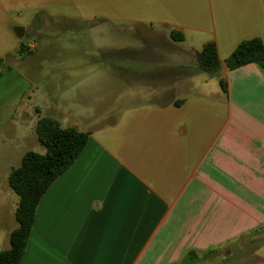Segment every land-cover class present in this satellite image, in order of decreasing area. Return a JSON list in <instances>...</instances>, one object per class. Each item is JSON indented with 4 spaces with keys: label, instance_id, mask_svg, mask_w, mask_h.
<instances>
[{
    "label": "crops",
    "instance_id": "obj_1",
    "mask_svg": "<svg viewBox=\"0 0 264 264\" xmlns=\"http://www.w3.org/2000/svg\"><path fill=\"white\" fill-rule=\"evenodd\" d=\"M254 37L264 0H0V178L9 188L22 155L45 152L43 116L88 135L41 196L19 264H177L190 251L199 264L243 247L263 262L264 73L225 66ZM207 42L215 75L198 68ZM127 89L147 98L121 105Z\"/></svg>",
    "mask_w": 264,
    "mask_h": 264
},
{
    "label": "trees",
    "instance_id": "obj_2",
    "mask_svg": "<svg viewBox=\"0 0 264 264\" xmlns=\"http://www.w3.org/2000/svg\"><path fill=\"white\" fill-rule=\"evenodd\" d=\"M171 35L175 38L174 32ZM196 59L201 71L210 75L219 72L221 64L214 42L205 43ZM248 63L257 64L264 73V40L258 37L242 40L225 59L227 69ZM219 84L223 87L222 81ZM35 134L45 152L26 151L19 165L13 167L8 175V184L18 197L15 209L17 226L10 232L9 247L0 250V264L20 263L41 196L75 161L88 139L86 132L73 126L63 127L57 119L48 116L37 120ZM195 260L197 256L190 251L177 264H191Z\"/></svg>",
    "mask_w": 264,
    "mask_h": 264
},
{
    "label": "rangeland",
    "instance_id": "obj_3",
    "mask_svg": "<svg viewBox=\"0 0 264 264\" xmlns=\"http://www.w3.org/2000/svg\"><path fill=\"white\" fill-rule=\"evenodd\" d=\"M36 43V42H35ZM114 82V81H113ZM210 81L207 82V85ZM118 85V82L116 81L115 86L112 87L116 88V86ZM111 89V90H112ZM110 90V89H109ZM110 90V91H111ZM193 90V88L191 87V85H185L183 87L178 88L173 94L172 96L177 97V98H183L185 96H187L189 93H191V91ZM109 91V94H110ZM122 94L121 91H114L112 94L115 98L116 95ZM110 96V97H113ZM144 98H147L146 94H141L140 96H136L135 94L132 95L128 92V89L126 90V96L123 97V100H121L120 104L121 105H129V104H133L135 102H137L138 100H143ZM0 177H1V167H0ZM0 206L4 205V202H6V205L8 207H10V198H12V202L14 201L16 204V201L18 199L17 195L10 189V187L8 188L5 179H1L0 178ZM8 190V194L6 195L5 191ZM12 191V192H11ZM12 193V194H11ZM11 194V195H10ZM4 201V202H2ZM12 220H8L7 222L9 223ZM14 221L15 218H14ZM14 221H12L14 223ZM252 249V248H251ZM251 249L248 247H243L241 248V250H239L238 252H234L231 256L229 257H216L215 261H206L205 263L202 261L199 264H264V261H257V259H255L253 257V252H251ZM264 250V248H262V251Z\"/></svg>",
    "mask_w": 264,
    "mask_h": 264
},
{
    "label": "water",
    "instance_id": "obj_4",
    "mask_svg": "<svg viewBox=\"0 0 264 264\" xmlns=\"http://www.w3.org/2000/svg\"><path fill=\"white\" fill-rule=\"evenodd\" d=\"M14 31L15 33L18 35V36H22L23 35V29L21 27H15L14 28Z\"/></svg>",
    "mask_w": 264,
    "mask_h": 264
},
{
    "label": "built area",
    "instance_id": "obj_5",
    "mask_svg": "<svg viewBox=\"0 0 264 264\" xmlns=\"http://www.w3.org/2000/svg\"><path fill=\"white\" fill-rule=\"evenodd\" d=\"M30 49V48H29Z\"/></svg>",
    "mask_w": 264,
    "mask_h": 264
}]
</instances>
